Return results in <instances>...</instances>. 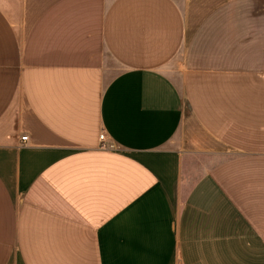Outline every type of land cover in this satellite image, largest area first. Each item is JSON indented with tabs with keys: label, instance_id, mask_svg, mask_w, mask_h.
I'll list each match as a JSON object with an SVG mask.
<instances>
[{
	"label": "crops",
	"instance_id": "1",
	"mask_svg": "<svg viewBox=\"0 0 264 264\" xmlns=\"http://www.w3.org/2000/svg\"><path fill=\"white\" fill-rule=\"evenodd\" d=\"M0 264H264V0H0Z\"/></svg>",
	"mask_w": 264,
	"mask_h": 264
},
{
	"label": "built area",
	"instance_id": "2",
	"mask_svg": "<svg viewBox=\"0 0 264 264\" xmlns=\"http://www.w3.org/2000/svg\"><path fill=\"white\" fill-rule=\"evenodd\" d=\"M27 138H28L27 136L22 137V141H26ZM99 138H100L101 142L104 143V141H105V135L104 134H101ZM103 148H106V147L103 145ZM110 148H114L113 145H111Z\"/></svg>",
	"mask_w": 264,
	"mask_h": 264
}]
</instances>
